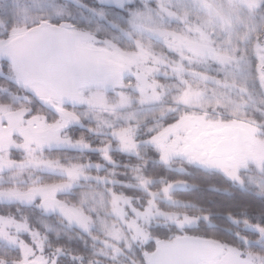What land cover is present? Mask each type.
<instances>
[{
	"label": "snow or ice",
	"instance_id": "snow-or-ice-1",
	"mask_svg": "<svg viewBox=\"0 0 264 264\" xmlns=\"http://www.w3.org/2000/svg\"><path fill=\"white\" fill-rule=\"evenodd\" d=\"M0 264H264V0H0Z\"/></svg>",
	"mask_w": 264,
	"mask_h": 264
},
{
	"label": "flooded vegetation",
	"instance_id": "flooded-vegetation-1",
	"mask_svg": "<svg viewBox=\"0 0 264 264\" xmlns=\"http://www.w3.org/2000/svg\"><path fill=\"white\" fill-rule=\"evenodd\" d=\"M202 194H204L205 196L207 195L208 196V198L209 197H213V201H215V199H216V194H214V193H211V192H204V193H202ZM227 222L226 220H223V219H221L220 220V223L222 224V222ZM228 223V222H227ZM229 226V225H228Z\"/></svg>",
	"mask_w": 264,
	"mask_h": 264
},
{
	"label": "trees",
	"instance_id": "trees-1",
	"mask_svg": "<svg viewBox=\"0 0 264 264\" xmlns=\"http://www.w3.org/2000/svg\"><path fill=\"white\" fill-rule=\"evenodd\" d=\"M86 2H90V0H86ZM202 182H211L210 180L209 181H207V180H205V178H203V177H198ZM197 178V179H198ZM205 199H208V196L206 195H204V194H201Z\"/></svg>",
	"mask_w": 264,
	"mask_h": 264
},
{
	"label": "rangeland",
	"instance_id": "rangeland-1",
	"mask_svg": "<svg viewBox=\"0 0 264 264\" xmlns=\"http://www.w3.org/2000/svg\"><path fill=\"white\" fill-rule=\"evenodd\" d=\"M198 179H199V178H198ZM222 224H223V225H225V226H228V223H227V222H225V221H224V222H222Z\"/></svg>",
	"mask_w": 264,
	"mask_h": 264
}]
</instances>
